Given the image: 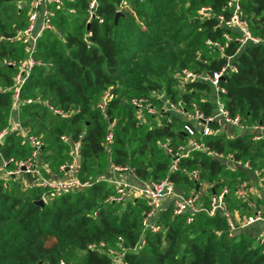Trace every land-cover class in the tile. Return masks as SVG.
<instances>
[{"label": "trees", "instance_id": "trees-1", "mask_svg": "<svg viewBox=\"0 0 264 264\" xmlns=\"http://www.w3.org/2000/svg\"><path fill=\"white\" fill-rule=\"evenodd\" d=\"M32 1L0 0V132L8 130L0 145L4 159L24 160L33 150L12 127L13 78L27 59L18 35L28 26ZM90 2L49 5L52 29L36 39L35 64L20 87L16 115L19 125L43 142L38 166L45 177L61 176L59 167L71 159V145L79 140L76 178L90 186L53 193L25 185V179L0 178V264H112L108 249L122 253L128 264H264L258 237L246 233L247 227L231 233L221 213L173 215L169 203L156 216L159 231L152 232L143 225L145 201L136 196L106 202L115 188L104 179L111 165L128 167L139 183L167 179L185 197L201 193L204 206L226 187L234 216L264 208V195L240 198L236 193L248 180V170L230 171L208 152L189 151L172 171L160 145L186 146L185 122L140 116L130 104L133 97L161 90L170 100L183 101L187 110L194 103L210 115V86L183 83L179 73L188 69L211 75L224 68L218 81L224 108L248 128L264 127V42L240 46L237 32L221 25L217 17L230 15L227 0H96L92 18ZM240 4L252 35L264 38V0ZM203 7L211 12L203 13ZM117 11L121 15L115 22ZM107 91L112 98L101 112L98 103ZM27 99L34 102L27 104ZM111 123L112 142L107 144ZM220 128L214 123L211 134L195 138L210 151L248 162L249 171L264 178V137L250 129L230 137ZM192 171L198 172L197 181ZM43 198V206L35 204ZM92 244L98 247L89 249Z\"/></svg>", "mask_w": 264, "mask_h": 264}, {"label": "built area", "instance_id": "built-area-1", "mask_svg": "<svg viewBox=\"0 0 264 264\" xmlns=\"http://www.w3.org/2000/svg\"><path fill=\"white\" fill-rule=\"evenodd\" d=\"M241 0H227V8L230 11L228 18L218 16L223 27L234 29L237 32L236 41L240 46L246 44H259L264 42V38H260L252 35L249 25L242 16V8L240 4ZM61 5V0H33L31 3L27 28L19 33V38L23 44L26 45L27 59L22 61L18 65V73L13 78L12 86V111L13 115L18 114L20 105V87L25 81L35 61L32 58L34 52L35 42L40 33L45 29H52L50 24V17L52 16V10L49 5ZM96 6V0H91L89 4V16L93 17V10ZM203 13L209 14L211 9L209 7L201 8ZM120 11H117V13ZM39 21V26L37 25ZM226 40H231L229 36L224 35ZM208 43L213 44L208 41ZM221 51L223 48L218 44ZM230 58L228 57V60ZM224 68L211 75L199 74L192 72L188 69H182L179 73V77L183 83L202 81L207 83L211 88L213 111L210 115L205 114L200 110L198 105L192 104L190 109H186V105L183 101H172L166 93L161 90H151L146 96L133 97L130 100V104L137 110L140 116L148 114L155 117L158 121L165 119L167 123H171L173 118L181 119L185 122L182 126L183 131L189 138V142L186 146L173 147L168 141L162 143L160 147L171 159V170L177 171L179 164L183 158L188 155L189 151H205L208 152L213 158L220 160L225 164L230 171H236L238 168L250 170L248 162L233 159L229 154L219 153L216 151H210L203 143L196 140L197 133L202 136H207L212 133V126L214 123L220 125H230L238 129L240 132H246L251 130L253 132H262L264 127L253 126L251 128L243 125L239 118L231 117L228 111L224 108L219 99V94L224 90L218 85L220 77L223 75ZM112 96L107 91L104 93L101 101L98 103V109L101 112L107 107L108 102ZM34 102L32 99H27L25 103L30 104ZM40 102V101H39ZM45 107L54 112L55 114H62L60 110L54 109L46 101L41 102ZM13 129H17L20 135L28 141L33 148L31 155L24 160H14L12 158L4 159L0 155V178L8 181L10 178L25 179V185H34L42 188H50L53 193H63L75 189L86 188L90 186V183H81L76 178L77 161L80 150L79 140L71 145L70 155L71 159L64 164L60 165L59 177H45L38 166V157L40 150L43 146V142L40 138L30 133L29 129L21 127L17 122L12 123ZM112 127L113 123L109 125V133L105 138V142L110 144L112 142ZM8 130L0 132V145L5 139ZM65 140V137H61ZM254 139H260L256 136ZM14 164L13 170H8L9 164ZM264 170V168H263ZM193 180H198V172L192 171L189 174ZM128 178L135 180L134 171L128 167H120L111 165L109 170V176L104 178L115 188V194L110 195L105 200L106 202H123L132 191L138 192L137 196L141 197L147 206V210L143 213V225L146 229L152 232L159 231V226L155 224L156 216L163 211L165 204L171 203L173 208V215H180L183 213L196 214L204 212L209 217L214 216L216 213H221L227 221L230 232H234L238 229H242L251 226L257 222H264L263 212L260 209L255 210L253 215H239L234 216L228 209L225 196L228 193V189L224 187L219 194L213 195L208 203V206H204L201 202V193L194 192L192 195L185 197L176 192L175 186L164 179L160 182H148L139 183L138 186L132 185ZM27 181V182H26ZM264 181V178L259 180L260 183ZM6 186V184H5ZM240 198H245L246 194L239 188L236 191ZM45 201V199L43 198ZM191 218L187 219L190 222ZM259 243L264 246V229L262 234L258 237ZM98 246L95 244L89 245V249H96ZM99 247H104L103 243H99ZM107 252L112 256V264H128L123 261L122 253L117 254L114 250L108 249ZM60 264H65L61 262Z\"/></svg>", "mask_w": 264, "mask_h": 264}, {"label": "crops", "instance_id": "crops-1", "mask_svg": "<svg viewBox=\"0 0 264 264\" xmlns=\"http://www.w3.org/2000/svg\"><path fill=\"white\" fill-rule=\"evenodd\" d=\"M37 25L39 26V21H38ZM13 116L14 117L12 118V123L14 124L15 122H17V118H16V114L13 115ZM220 129L223 132H225V134L227 136H230V137H232V136H234V135H236V134H238L240 132L238 129H236L233 126H230V125H221ZM253 133L261 135L262 137H264V131H262V132H253ZM247 173H248V180H247V185H246L247 187L246 188H248L247 189L248 192L252 193L253 190L254 191L258 190L257 197H262L264 195V187L261 185L259 180L256 178L257 173L256 172L251 173L249 170H248ZM106 177L107 176H105L104 178H106ZM128 180L135 187L139 185V183L136 180L132 179V178H128ZM176 192L181 194V195H183L180 191H176ZM250 206H251L252 210H255L254 209L255 208L254 202H250ZM257 209H261V208L258 207ZM263 229H264V222H257L255 224L247 227L245 229V232L248 233L249 235H252L253 237H259L262 234Z\"/></svg>", "mask_w": 264, "mask_h": 264}, {"label": "rangeland", "instance_id": "rangeland-1", "mask_svg": "<svg viewBox=\"0 0 264 264\" xmlns=\"http://www.w3.org/2000/svg\"><path fill=\"white\" fill-rule=\"evenodd\" d=\"M27 182V181H26ZM246 185H247V181L245 180L244 182H243V184L241 185L242 187H240V189L246 194L247 192H248V188H246ZM205 193V188L202 190V194H204ZM257 193H258V190H253L252 191V193H249L248 192V195H250L251 197H257ZM137 194H138V192H136V191H132L130 194H129V197L128 198H132V197H136L137 196ZM127 198V199H128ZM246 198V197H245ZM167 205H169V203L167 202L166 204H165V206H164V208L167 206ZM255 209V208H254ZM261 210V212H264V208H261L260 209Z\"/></svg>", "mask_w": 264, "mask_h": 264}, {"label": "water", "instance_id": "water-1", "mask_svg": "<svg viewBox=\"0 0 264 264\" xmlns=\"http://www.w3.org/2000/svg\"><path fill=\"white\" fill-rule=\"evenodd\" d=\"M120 15H121L120 12L116 13V15H115V17H114V21H115V22L117 21V19H118V17H119ZM197 189H198V187H196V191H197ZM35 204H36V205H39V206H43V204H44V200L41 199V200H39V201H36Z\"/></svg>", "mask_w": 264, "mask_h": 264}]
</instances>
